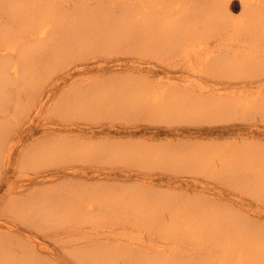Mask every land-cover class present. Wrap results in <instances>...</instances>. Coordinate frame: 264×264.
<instances>
[{
  "label": "bare ground",
  "instance_id": "bare-ground-1",
  "mask_svg": "<svg viewBox=\"0 0 264 264\" xmlns=\"http://www.w3.org/2000/svg\"><path fill=\"white\" fill-rule=\"evenodd\" d=\"M79 2L81 8L77 14L69 0H0V11H5L10 19L8 25L0 27L1 165L12 162L21 135L28 134L32 128L46 139L41 159L46 163L74 157L86 160L91 151H125L106 147L81 149L77 141L64 134L72 131L70 125L52 122L51 126L45 121L62 107L95 117L134 112L158 117L185 112L244 114L254 109L264 113V89L262 96L254 95L257 91L249 90L242 96L230 90L231 94L220 98L216 94H225L221 93L222 88L201 86L195 89L199 94H204L201 93L204 89L209 92L203 98L166 84H149L146 77L142 76L141 80L129 73L123 78L100 80L93 88L92 84L83 88L74 85L73 94L66 97V88L59 87L57 82H67L81 69L79 64L68 68L58 65H73L87 57L83 53L98 52L91 49L105 50L123 41H134L157 53H178L197 73L264 78V0H240L237 17L230 15L228 0ZM114 3L119 4L120 11L111 14ZM67 16L72 18L69 22ZM67 27L65 32L58 33ZM224 30L239 43V48H232L228 54L218 49L201 52L208 45L209 35ZM46 38L49 45L40 43ZM46 47L52 52L44 57ZM139 64L124 67L147 71ZM50 65L52 70L48 69ZM118 66L122 68L114 64L106 70ZM59 68L63 69L60 73L56 72ZM50 73H54L51 81L45 82ZM89 87L92 89L87 90ZM59 92L62 94L56 99ZM104 108L107 110L103 111ZM128 146L132 156L153 165H169L185 171L187 168L211 170L219 164L218 173L224 180L240 184L257 199L259 191L264 195V149L249 145L242 148L200 145L181 150ZM139 189H130L129 195H117L105 187L85 189L83 195L75 194L72 199L61 195L60 201L50 204L53 213H60L56 220L60 225L77 229L76 225L92 223L97 225V235L104 232L112 236L101 241L89 236L85 240L87 248L76 251L74 258L83 259L85 264H264V223L250 221L219 202L198 199L185 203ZM100 223L107 224L103 227L106 231L98 232ZM132 229L139 234H132ZM147 232L155 236V242L137 249L132 243ZM75 240L82 244L81 239ZM43 262L30 254L20 258L0 257V264H47Z\"/></svg>",
  "mask_w": 264,
  "mask_h": 264
},
{
  "label": "rangeland",
  "instance_id": "rangeland-1",
  "mask_svg": "<svg viewBox=\"0 0 264 264\" xmlns=\"http://www.w3.org/2000/svg\"><path fill=\"white\" fill-rule=\"evenodd\" d=\"M69 1L74 12L78 14L81 8L79 0ZM241 5L240 0H228L230 15L237 17ZM119 8V4L114 3L110 13L119 12ZM66 18L68 22L72 19L71 16ZM0 21V27L10 23L5 11H0ZM67 29L68 27L62 28L58 33L62 34ZM50 37L52 38V33ZM206 39L208 45L201 52L218 49L220 53L228 54L232 48H239V43L234 42L235 39H232L228 30L213 33ZM40 43L50 44L47 38ZM91 50L98 52H94L93 55L83 53L87 57L67 67V64L58 65L60 68H68L79 64L81 68L67 82L60 84V80L57 81L59 87L66 88V97L70 96V93L73 94L71 91L74 85L83 88L92 84L93 88V84H99L100 80L112 77L123 78L122 76L129 73L141 80L142 76L146 77L143 78L149 84L160 86L166 84L194 93L192 96L203 98H207L209 92L204 89L201 91L204 94H199L195 89L201 86L222 88L221 93L225 94H216L220 98L231 94L228 93L230 90L242 96L248 94L249 90L257 91L254 95L262 96L264 89L263 77L197 73L185 63L180 54L157 53L149 47L139 46L134 41H123L120 45L109 46L105 50ZM51 52V48L46 47L43 51L44 57L49 56ZM193 58L192 56L191 59ZM114 64L122 68L118 66L117 69L112 67V70H106ZM137 64L147 71H132L124 67ZM60 68L56 72H62L63 69ZM48 69L52 70L51 65ZM52 75L54 73H50L48 76L50 78L45 82H50ZM256 80L255 83L251 82ZM92 88L89 87L87 90ZM61 94V92L57 93L56 99ZM66 108L62 107L45 121L51 123V126L52 122L70 125L72 131L64 134L69 135L70 140L77 141L83 150L88 147L98 149L106 147L124 148L125 151L122 153L91 151L86 160L74 157L56 163H46L41 160L44 156L42 145L44 146L46 139L33 128L27 132L28 134L24 136L22 134L18 143L20 146L13 154L12 162L7 166L0 164V257L20 258L30 254L47 264H85L83 259L74 258L76 251L87 248L85 240L93 235L95 241L112 236L105 235L104 232L97 235L95 232L97 225L92 223L76 225L77 229L60 225L56 221L60 213L57 211L53 213L50 204L60 201L61 195L72 199L75 194L83 195L85 189L98 187H105L117 195H129L130 189L138 187L141 188L139 190L152 192L155 195H168L185 203L207 199L231 207L250 221L264 223L262 191L256 195L259 198L257 199L240 184L224 180L225 177L218 173L219 164H215L211 170L187 168L184 171L169 165L149 164L132 156V150L127 151L128 145L175 150L185 147L196 148L200 145L226 148L240 146L242 148L244 145H249L264 149L263 112L256 109L244 114L220 112L197 115L185 112L167 117L134 112V114L117 116L105 113L101 114L102 117H95L87 116V113L79 114L70 108L66 111ZM11 203H13L12 208H10ZM105 225L107 224L100 223L98 232L106 231L103 228ZM116 227L121 228L119 225ZM92 230L93 233L90 234ZM149 233L139 235L138 242L132 244L139 249L154 243L155 236ZM132 234L137 236L139 233L132 229ZM83 237L87 238L82 239ZM75 239H81L82 244ZM187 248L190 246L188 245ZM24 250H28L29 253H25Z\"/></svg>",
  "mask_w": 264,
  "mask_h": 264
}]
</instances>
